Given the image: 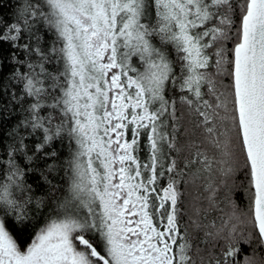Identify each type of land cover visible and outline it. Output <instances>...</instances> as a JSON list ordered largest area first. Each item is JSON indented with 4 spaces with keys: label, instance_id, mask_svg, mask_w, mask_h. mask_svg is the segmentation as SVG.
<instances>
[{
    "label": "snow or ice",
    "instance_id": "1",
    "mask_svg": "<svg viewBox=\"0 0 264 264\" xmlns=\"http://www.w3.org/2000/svg\"><path fill=\"white\" fill-rule=\"evenodd\" d=\"M10 3L0 264H264V0Z\"/></svg>",
    "mask_w": 264,
    "mask_h": 264
},
{
    "label": "trees",
    "instance_id": "2",
    "mask_svg": "<svg viewBox=\"0 0 264 264\" xmlns=\"http://www.w3.org/2000/svg\"><path fill=\"white\" fill-rule=\"evenodd\" d=\"M7 2V0H6ZM17 0H11V3L8 4V7L5 9V11L11 15V11L10 10H14L13 6L16 5ZM8 97H4L3 100L6 101L8 100ZM3 102V101H0ZM12 104H9V110H11ZM16 120V117H13L12 123L14 124ZM181 138L184 139L185 137H183V135L181 134ZM55 147L57 148V150L61 153V157L66 158L67 154H68V146L67 143L61 145L59 143H57L55 145ZM193 154L195 152V148H193ZM209 155H211V153L209 152ZM51 163V161H50ZM193 172H195V174L197 176L200 175V173L194 168ZM56 179H53V183L55 184L57 182V180L59 179V176L61 175V173L59 172H54L52 174ZM203 176L205 177L204 179H196L193 182V175L192 173H190L186 179L189 181L188 185L186 188H182V191H184L185 195H184V208L186 210L185 212V220L187 221L188 216H192L193 219H199L202 223H210L211 221L215 220L217 224H219V218L221 216V213L219 211H212V212H205L204 209L207 208V201L204 199V196H206L207 194L204 192L203 190V186L208 183V179L207 176L208 174L205 173L203 174ZM46 188L41 189L42 193L46 192ZM197 197H199V199H197ZM220 207H224L223 204L220 205ZM201 209V214L199 216L196 215V210L197 209ZM227 210V209H225ZM205 216H207V219H205ZM201 235H203V233H201ZM200 247L202 249H204L206 246L204 244H201ZM245 254L246 255H252V251H251V247L248 245H245ZM257 255L259 256L261 253V248L257 247L256 249ZM197 260L199 261V257H197Z\"/></svg>",
    "mask_w": 264,
    "mask_h": 264
}]
</instances>
